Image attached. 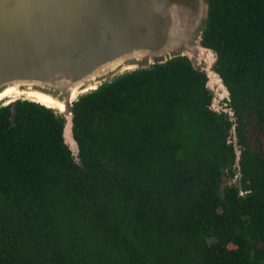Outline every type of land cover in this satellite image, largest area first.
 Here are the masks:
<instances>
[{
    "label": "trees",
    "instance_id": "trees-1",
    "mask_svg": "<svg viewBox=\"0 0 264 264\" xmlns=\"http://www.w3.org/2000/svg\"><path fill=\"white\" fill-rule=\"evenodd\" d=\"M201 42L234 121L183 57L81 95L76 157L53 109L0 106V264H264V0H209Z\"/></svg>",
    "mask_w": 264,
    "mask_h": 264
},
{
    "label": "water",
    "instance_id": "water-1",
    "mask_svg": "<svg viewBox=\"0 0 264 264\" xmlns=\"http://www.w3.org/2000/svg\"><path fill=\"white\" fill-rule=\"evenodd\" d=\"M208 15L209 0H0V93L32 88L61 101L62 111L44 106L62 119L64 144L76 157L73 104L81 95L125 72L183 57L205 76L209 108L234 121L217 52L201 42ZM19 100L33 101L20 96L9 103L10 125Z\"/></svg>",
    "mask_w": 264,
    "mask_h": 264
},
{
    "label": "bare ground",
    "instance_id": "bare-ground-1",
    "mask_svg": "<svg viewBox=\"0 0 264 264\" xmlns=\"http://www.w3.org/2000/svg\"><path fill=\"white\" fill-rule=\"evenodd\" d=\"M132 66H126L124 68H130ZM97 83L90 84L87 89H93ZM78 89L75 88L72 90L71 97L74 99L78 93ZM24 96L28 99H31L33 101H36L42 105H46L48 107H53L54 109H57L58 111H62L64 108V105L61 101L56 99L55 97L48 95L46 93H43L41 91H37L35 89L29 88L27 90H19L16 86H11L9 88H6L0 93V103L9 104L14 99Z\"/></svg>",
    "mask_w": 264,
    "mask_h": 264
},
{
    "label": "rangeland",
    "instance_id": "rangeland-1",
    "mask_svg": "<svg viewBox=\"0 0 264 264\" xmlns=\"http://www.w3.org/2000/svg\"><path fill=\"white\" fill-rule=\"evenodd\" d=\"M218 103V105H223V102L222 101H219V102H217ZM1 105H3V103H0V106ZM4 105H8V104H4ZM257 139H258V141L259 142H261V143H263L264 144V134L263 133H260V134H258V136H257ZM230 182V181H229ZM228 182V183H229ZM232 182V181H231Z\"/></svg>",
    "mask_w": 264,
    "mask_h": 264
}]
</instances>
